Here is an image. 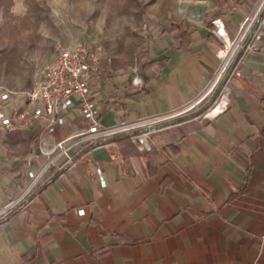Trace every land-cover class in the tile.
Returning <instances> with one entry per match:
<instances>
[{
	"label": "crops",
	"instance_id": "0c3cea01",
	"mask_svg": "<svg viewBox=\"0 0 264 264\" xmlns=\"http://www.w3.org/2000/svg\"><path fill=\"white\" fill-rule=\"evenodd\" d=\"M61 1L0 0V16L32 14V2L56 11ZM252 6H224L232 34ZM220 47L208 21L165 29L135 62L103 53L93 82L101 119H136L195 99L215 75ZM48 57L45 65L55 45ZM229 98L216 116L187 115L154 130L150 148L117 136L63 175L47 171L27 206L0 219V264H264V26ZM81 119L75 110L52 136H67ZM41 129H0V207L24 188L25 158Z\"/></svg>",
	"mask_w": 264,
	"mask_h": 264
},
{
	"label": "built area",
	"instance_id": "2783aa9c",
	"mask_svg": "<svg viewBox=\"0 0 264 264\" xmlns=\"http://www.w3.org/2000/svg\"><path fill=\"white\" fill-rule=\"evenodd\" d=\"M211 22L221 42L218 51L221 61L215 75L195 99L167 112L105 123L101 119V108L93 97V82L102 71L100 52L82 39L73 43L58 39L55 58L39 70L31 88L14 90L0 84V129L24 127L34 122L42 125L34 150L25 158L29 166L28 180L18 195L0 207V219L27 206L45 183L47 171L63 175L66 169L77 166L78 156L89 149L124 135L137 139L139 148L145 150L151 147L150 136L154 130L189 115L202 100L210 103L199 116L209 113L222 100L229 106L233 74L247 52L257 47L263 31L264 0L254 3L234 34L228 29L223 15L214 16ZM16 97L22 100V105ZM12 103L13 110L9 112L7 106ZM75 110L82 117L80 123L67 136L54 138L53 133L59 126L67 124Z\"/></svg>",
	"mask_w": 264,
	"mask_h": 264
},
{
	"label": "rangeland",
	"instance_id": "374dc122",
	"mask_svg": "<svg viewBox=\"0 0 264 264\" xmlns=\"http://www.w3.org/2000/svg\"><path fill=\"white\" fill-rule=\"evenodd\" d=\"M59 3L56 11L47 2H32V14L17 17L6 12L0 16V84L14 90L31 88L49 54L54 53L58 39L65 43L86 40L100 52L101 58L103 53L107 54L109 62H135L140 46L165 29H174L182 23L200 26L221 14L218 0ZM204 7L207 11L201 20L192 15L194 8ZM205 100L197 103L190 114L203 112L209 105Z\"/></svg>",
	"mask_w": 264,
	"mask_h": 264
},
{
	"label": "water",
	"instance_id": "95a60500",
	"mask_svg": "<svg viewBox=\"0 0 264 264\" xmlns=\"http://www.w3.org/2000/svg\"><path fill=\"white\" fill-rule=\"evenodd\" d=\"M234 64L230 67V71L233 69ZM227 103L225 100H222L221 102H219L209 113L205 114L206 117H213L216 116L217 114H219L220 112L224 111L225 109H227ZM19 210H21V208H17L10 216L14 215L16 212H18ZM9 216V217H10Z\"/></svg>",
	"mask_w": 264,
	"mask_h": 264
},
{
	"label": "trees",
	"instance_id": "16d2710c",
	"mask_svg": "<svg viewBox=\"0 0 264 264\" xmlns=\"http://www.w3.org/2000/svg\"><path fill=\"white\" fill-rule=\"evenodd\" d=\"M242 2H248V3H251L252 5H254L255 2H253L252 0H218V3H219V6L221 8V14H218V15H222L223 14V11L222 9L224 8V6L226 4L228 5H235L237 3H242ZM217 16V15H216ZM194 114H190V116H193ZM186 117V116H185ZM182 118V117H180Z\"/></svg>",
	"mask_w": 264,
	"mask_h": 264
},
{
	"label": "bare ground",
	"instance_id": "6f19581e",
	"mask_svg": "<svg viewBox=\"0 0 264 264\" xmlns=\"http://www.w3.org/2000/svg\"><path fill=\"white\" fill-rule=\"evenodd\" d=\"M206 11H207V9L205 7L203 9H195L194 8V10H192V15L195 18L201 20L203 18V16L205 15Z\"/></svg>",
	"mask_w": 264,
	"mask_h": 264
}]
</instances>
